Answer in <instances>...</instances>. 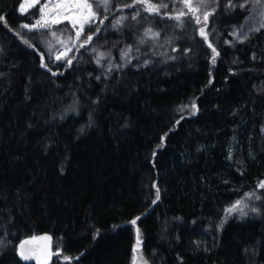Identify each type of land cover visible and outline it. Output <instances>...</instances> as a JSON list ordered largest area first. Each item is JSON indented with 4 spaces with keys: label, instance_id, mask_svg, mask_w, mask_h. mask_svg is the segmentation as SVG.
Returning <instances> with one entry per match:
<instances>
[{
    "label": "trees",
    "instance_id": "trees-1",
    "mask_svg": "<svg viewBox=\"0 0 264 264\" xmlns=\"http://www.w3.org/2000/svg\"><path fill=\"white\" fill-rule=\"evenodd\" d=\"M17 3L0 0V12L21 31L18 24L34 17L21 16ZM260 11L264 0L216 13L212 41L221 55L214 65L204 55L175 66L153 57L154 65L130 69L113 82L114 91L106 90L95 124L82 134L93 109L60 121L57 98L75 91L72 85L96 66L86 62L50 78L37 68L33 51L0 26V211L15 218L13 244L47 234L62 250L50 264H130L135 226L128 222L147 211L138 224L150 264H264V215L230 219L219 233L214 227L222 207L264 179V28L227 44L234 28L247 25L252 13L259 20ZM201 46L198 35L179 43L193 52ZM92 84L84 90L95 99L102 86ZM192 104L199 108L195 115L182 108ZM229 146L233 161L226 159ZM235 160L243 162V175ZM153 182L161 189L154 206L145 190ZM65 255L73 259L66 262ZM0 264L28 263L9 247Z\"/></svg>",
    "mask_w": 264,
    "mask_h": 264
},
{
    "label": "snow or ice",
    "instance_id": "snow-or-ice-1",
    "mask_svg": "<svg viewBox=\"0 0 264 264\" xmlns=\"http://www.w3.org/2000/svg\"><path fill=\"white\" fill-rule=\"evenodd\" d=\"M222 2L224 7H221ZM256 2L259 3L260 0ZM247 4L248 0L238 5L234 4V0H170V2L131 0V3L124 0L121 7L131 11L128 15H121L118 10L113 11L115 5H110L109 0L102 2L101 0H43V3L41 0H18L17 12L26 18L30 15L34 18L21 21L18 24L21 31H16L8 25L9 14L0 12V26L12 32L27 49L33 51L37 57V68L44 70L50 78L62 77L68 71H75L77 65L86 62L96 66L87 76H81L79 84L72 85L75 91L70 88L63 97L57 98V101L63 105L59 114L60 121L65 120L70 113L80 116L82 110L93 109L87 114V124L79 129V133L82 134L86 128L95 124L94 112L102 103L106 90L112 88L114 91L113 82L117 85L121 83L130 69L139 70L141 67L154 65L156 60L153 57L160 59L165 65L175 66L178 59L183 61L186 57L204 55L213 65L216 64L221 55L212 41V37L217 34L214 24L216 13L236 7L243 9ZM258 15L259 20L257 14H250V22L241 26L238 32L234 31L230 34L244 41L251 32H259L264 28V11H260ZM189 29L193 31L192 37L187 36ZM109 34H119L123 39L110 42ZM196 35L200 38L201 50L193 52L191 47L181 50L179 43L187 39H195ZM129 40L131 43L127 42ZM166 48L170 51H162ZM3 51V47L0 46V52ZM114 52L118 55H114ZM252 59H257L255 52L252 54ZM93 81L96 82L97 87L102 86L95 99L84 90L93 87ZM182 108L189 112V115H195L199 111L196 104H192L190 109L186 105ZM52 119H56L55 114ZM183 119L185 116L181 115L180 120ZM180 120L175 123L179 125ZM260 131L264 133V127ZM161 139L163 141L164 137ZM162 146L163 144L156 146L152 152L153 157ZM226 159L233 161L231 146ZM234 163L237 165V171L243 175L244 172L240 170L243 162L235 160ZM154 165L155 161H153ZM224 183L228 181L225 180ZM153 188L154 198L151 191ZM145 190L148 194L146 199L151 205L154 206L161 200V189L155 182L150 186L146 185ZM146 215H148L147 211L128 222L135 226V243L131 248L130 264H150L144 252L142 230L138 224V221H142ZM257 215H264V179L260 180L253 190L242 193L235 201H230L222 207L218 223L214 227L219 233L230 219H245ZM14 219L11 215L5 219L3 212L0 211V230H2L0 254L12 247L23 261L35 260L36 264H49L53 255L49 244L51 237L47 234L33 235L19 240L18 244H13L15 234L11 232V227ZM10 235L13 239H9ZM195 244L199 247L201 241H195ZM208 250L207 247L204 248V251ZM243 251L245 254L250 252L248 247H244ZM256 255V249L253 247L251 256ZM72 259L71 256H64L66 262Z\"/></svg>",
    "mask_w": 264,
    "mask_h": 264
},
{
    "label": "rangeland",
    "instance_id": "rangeland-1",
    "mask_svg": "<svg viewBox=\"0 0 264 264\" xmlns=\"http://www.w3.org/2000/svg\"><path fill=\"white\" fill-rule=\"evenodd\" d=\"M101 2H102V0H101ZM41 3H43V0H41ZM109 3H110V5H115V8L113 9L114 12L118 10L119 11V14H121V15H128V13H125V12H123L121 10V6H119L115 0H109ZM234 31L238 32L239 30H238V28H234L233 32ZM228 41H231V43H228ZM228 41H227V44L230 45V46H236L237 44H239L240 42H242L240 39H237V37L236 36H233V35H232L231 40H228ZM113 54L114 55H118L115 52ZM86 57L87 56H85V59H86ZM134 63H135V61H134ZM54 252L55 253H58V252H61V250L54 249Z\"/></svg>",
    "mask_w": 264,
    "mask_h": 264
},
{
    "label": "water",
    "instance_id": "water-1",
    "mask_svg": "<svg viewBox=\"0 0 264 264\" xmlns=\"http://www.w3.org/2000/svg\"><path fill=\"white\" fill-rule=\"evenodd\" d=\"M51 237V236H50ZM49 244H50V246H51V250H52V253H53V255H52V257H51V259H50V261H49V264L50 263H52L53 262V260L55 259V257H56V253L54 252V243H53V239H52V237H51V240L49 241ZM25 263H28V264H36V261L35 260H30V261H24Z\"/></svg>",
    "mask_w": 264,
    "mask_h": 264
}]
</instances>
